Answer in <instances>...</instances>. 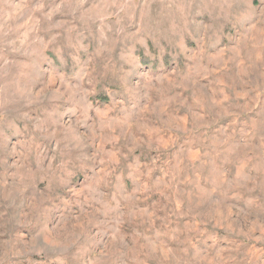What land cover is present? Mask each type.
I'll list each match as a JSON object with an SVG mask.
<instances>
[{
  "label": "clouds",
  "instance_id": "obj_1",
  "mask_svg": "<svg viewBox=\"0 0 264 264\" xmlns=\"http://www.w3.org/2000/svg\"><path fill=\"white\" fill-rule=\"evenodd\" d=\"M0 264H264V0H0Z\"/></svg>",
  "mask_w": 264,
  "mask_h": 264
}]
</instances>
